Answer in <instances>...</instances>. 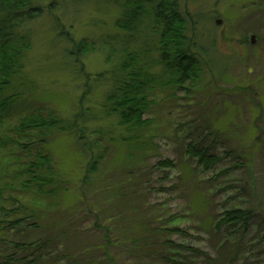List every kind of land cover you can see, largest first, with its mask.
I'll return each instance as SVG.
<instances>
[{
    "label": "rangeland",
    "instance_id": "rangeland-1",
    "mask_svg": "<svg viewBox=\"0 0 264 264\" xmlns=\"http://www.w3.org/2000/svg\"><path fill=\"white\" fill-rule=\"evenodd\" d=\"M181 2V10L188 20V34L195 42L192 51L197 55L199 48L206 54L203 74L199 82L193 86L186 84L173 96L171 91L163 90L154 98L151 112L147 114L152 119L148 132L150 144L127 171H121L119 162L123 147L103 138L107 146L102 147H107V156L92 176L95 187L90 189L99 188L101 196L115 195L121 179L133 182V177L127 173L134 170L137 181L134 179L133 193L136 191L135 194L141 196L130 198L121 220L125 219V227L148 221V228L158 231L160 237L155 238L154 247L162 248L156 250L159 256L152 258L155 261H159L160 256H168L167 247H176L170 245V241L187 247L184 251L173 250L175 263L172 264H264V217L256 213L264 209V0ZM118 13V5L111 2L86 0L79 13L68 11L63 16V21L71 23L64 28L76 39L88 37L96 42L101 35L115 31L113 21ZM33 26V42L25 67L30 92L22 112L36 107L54 109L63 117H71L83 107L98 112L106 86L96 84L90 94H83V75L73 70L76 65L64 62L71 61L70 58L62 57V50L67 47L65 39H56L47 16ZM251 35L255 36L253 43ZM82 63L91 81L107 68L100 52L83 56ZM17 117L15 114L7 122L5 135H14ZM208 122L211 134L206 140L213 141L214 145L218 143L215 152L221 158L206 172L185 155V148L190 142L197 145V139L201 142ZM116 123L117 119L111 117L92 125L110 133L116 130ZM109 135L111 133L107 137ZM205 143L203 147L208 145ZM249 145H252L250 150ZM31 146L35 147V142ZM243 146L246 149H239ZM46 147L68 191L55 200L38 202L33 192L23 190L20 185L24 179L21 165L31 159L32 152L26 155L19 146L0 150V263L9 255L14 258L25 255L12 248L15 244L62 235L65 229L71 235L82 233L78 241L86 242L87 231L92 229L100 211L118 204L117 197L106 200L103 205L97 202L101 196L90 198L89 191L88 198L81 196L80 179L87 159L82 157L73 136H54ZM227 149L234 153L238 150L244 157L234 158V153ZM166 158L175 161V169H152L157 161ZM136 164L138 166H134ZM226 204L254 212L256 209L246 233L230 234L214 226ZM39 215L44 217L36 220L35 230V218ZM21 217L24 222L19 227L8 228L7 222ZM110 222H102L101 229ZM30 223H34V227L28 228ZM172 227L181 232H168ZM108 228L112 231L111 237L117 238L115 227L108 225ZM101 232L99 230L100 234L91 236L88 241L98 238ZM68 244L60 241L52 247L63 248ZM188 247L195 250L189 251ZM24 257L27 261L31 258Z\"/></svg>",
    "mask_w": 264,
    "mask_h": 264
},
{
    "label": "trees",
    "instance_id": "trees-1",
    "mask_svg": "<svg viewBox=\"0 0 264 264\" xmlns=\"http://www.w3.org/2000/svg\"><path fill=\"white\" fill-rule=\"evenodd\" d=\"M85 1L0 0V150L19 146L26 155L27 152H32L31 159L21 165L20 172L24 179L20 185L23 190L35 194L36 202L55 200L61 193L68 191L62 173L53 165L47 151L48 140L61 134L75 138L82 157L87 159L84 175L80 179V194L88 198L89 191L90 198L93 196L96 199L103 193H99V188L90 189L95 187V181L91 178L98 172L107 156V147H102L107 146L103 143V138L107 141L109 138L123 147L124 152L119 162L121 171H127L131 165L138 162L135 160L137 155L145 153L150 144L148 132L152 128V119L147 117V114L151 112L154 98L163 90L171 91L173 96L175 91L185 88L186 84L193 86L199 82L204 70L203 59L206 54L199 48L197 55L192 51L195 42L188 34V20L181 10V0H105L118 5L119 13L113 21L115 31L101 35L96 42L88 37L76 39L64 28L71 26V23L63 21V16L68 11L79 13V8ZM45 16L50 19L51 30L56 32V39L64 38L67 43V47L62 50V57L64 60L70 58L71 61L64 62L69 66L76 65L73 70L84 77L83 94H90L96 84L106 86L98 112L95 113L89 107L79 109L71 117H63L54 109L45 107L22 112L21 109L28 104L30 92L25 67L33 42V24ZM90 52H100L107 65L103 72L97 74L94 81H91L82 63L83 56ZM15 114L18 116L17 123L14 126V135L10 137L4 134L5 126ZM111 117L116 118L117 123L116 130L110 132L109 137L107 134L110 133H105L102 127L92 125L93 122ZM204 134L201 142L197 139V145L191 142L186 144L185 155L190 160H195L197 167L202 171L209 172L221 157L215 152V145L218 143L214 145L213 141L206 140L211 134L209 122ZM34 142L35 147L31 146ZM205 142H208V145L203 147ZM248 148L250 150L252 145ZM227 152L234 153L232 149H227ZM232 156L244 157L238 150H235ZM249 162L250 160L248 164ZM175 167V161L166 158L157 161L152 169L172 170ZM248 168L250 169V165ZM132 172L134 170L127 174L133 177V182L121 179L117 182L121 186L117 188L115 195L98 198L97 202L104 205L106 200L117 197L115 201L118 204L100 211L101 214H98L93 222L92 229L87 231L86 242L78 241L82 233L71 235L68 229H65L61 231L62 235L37 239L28 244H15L12 248L25 255L19 258L9 255L0 264L175 263L173 250L184 251L187 247L169 241L170 245L176 247H167L165 250L168 256H160V260L155 261L152 258L159 256L156 250L162 248L154 247L155 238L160 237L156 233L158 231L150 230L148 221L134 222L131 227H125V219L121 220L125 216L124 209L129 207L130 198H134V195L137 198L141 196L135 194L136 191L133 193L136 184L134 179L137 181V178L135 172L134 175ZM106 192L109 191L104 193ZM226 206L220 211L214 226L217 230L230 234L246 233L256 213L264 217V209L261 212H256L255 209V213L243 206ZM107 212L110 213L106 214ZM43 217L44 215H39L35 218V230L36 220H42ZM107 220L111 222L104 226V230L101 229L102 222ZM22 222V217L15 218L10 223L7 222V225L8 228H17ZM33 224H27L28 228ZM108 225L115 227L113 231L118 232L117 238L111 237L112 231ZM99 230H102L101 235L89 242L91 236L100 234ZM167 230L181 232L176 227ZM60 241L69 243V247H52ZM188 250L195 249L188 247ZM26 255L31 256L30 260H26Z\"/></svg>",
    "mask_w": 264,
    "mask_h": 264
},
{
    "label": "water",
    "instance_id": "water-1",
    "mask_svg": "<svg viewBox=\"0 0 264 264\" xmlns=\"http://www.w3.org/2000/svg\"><path fill=\"white\" fill-rule=\"evenodd\" d=\"M251 39H252V40L254 39V35L251 36Z\"/></svg>",
    "mask_w": 264,
    "mask_h": 264
},
{
    "label": "flooded vegetation",
    "instance_id": "flooded-vegetation-1",
    "mask_svg": "<svg viewBox=\"0 0 264 264\" xmlns=\"http://www.w3.org/2000/svg\"><path fill=\"white\" fill-rule=\"evenodd\" d=\"M255 40V39H254Z\"/></svg>",
    "mask_w": 264,
    "mask_h": 264
}]
</instances>
